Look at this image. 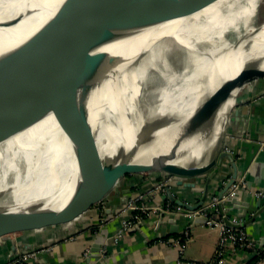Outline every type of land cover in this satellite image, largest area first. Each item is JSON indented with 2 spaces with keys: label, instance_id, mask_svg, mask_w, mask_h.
Here are the masks:
<instances>
[{
  "label": "bare ground",
  "instance_id": "1",
  "mask_svg": "<svg viewBox=\"0 0 264 264\" xmlns=\"http://www.w3.org/2000/svg\"><path fill=\"white\" fill-rule=\"evenodd\" d=\"M41 3L44 1L0 0V23L21 14L20 21L9 25L20 27L39 11L51 18L54 12L47 7H40L37 15L26 12ZM260 4L261 0H215L193 13L131 30L99 46L95 51L118 59L105 60L89 95L94 159L106 167L128 158L155 163L159 157L170 158L182 133L177 118L183 125L206 97L242 68L264 70V21L257 19ZM43 25L23 37L20 33L6 36L8 26H0V56L20 46ZM172 56H180L189 67L182 77L172 72ZM150 71L160 74L167 84L159 89L157 104L144 113L140 100ZM240 87L233 90L209 126L180 139L175 157L168 162L203 163L208 159L237 103ZM164 115L169 119L152 122ZM1 180L0 190L11 191L14 197L5 208L58 209L70 200L80 180L79 169L73 141L53 110L0 142Z\"/></svg>",
  "mask_w": 264,
  "mask_h": 264
},
{
  "label": "water",
  "instance_id": "2",
  "mask_svg": "<svg viewBox=\"0 0 264 264\" xmlns=\"http://www.w3.org/2000/svg\"><path fill=\"white\" fill-rule=\"evenodd\" d=\"M214 1L64 0L56 13L30 38L0 56V142L53 110L64 131L73 141L80 176V180L74 185L73 195L61 208H0V240L23 232L67 228L69 223L78 221L79 217L101 202L128 175L143 176L144 173L159 172L163 178L172 175L177 185L190 186L196 184L197 178L207 176L204 195L194 205L178 199L171 192V185H167L172 201L194 210L205 203L210 181L219 175L224 160L232 163L234 172L219 191L220 197L244 174L237 169L234 155L220 147L223 132L211 149H214L213 153L209 151L208 154L211 155H207L205 162L176 164L168 161L175 157V149L179 147L180 139L209 126L235 88L253 79L264 78V70L254 66L244 67L234 78L222 82L200 103L192 117L183 125L180 123L181 118H177L176 124L182 129V133L171 149L170 158L159 157L156 163L128 158L106 167L94 159L96 150L92 142L89 95L105 60L108 59L111 63L118 59L104 51L95 50L131 30L193 13ZM22 18L23 15H16L0 23V26L15 24ZM240 118V109L236 107L229 116L230 123H236ZM211 134L210 130L207 136L211 137ZM186 179L194 181L189 182ZM125 199L128 201L129 198L126 196ZM228 201L232 204L231 208L239 206V201L234 196ZM220 205L225 212L229 211L225 203ZM242 208L247 207L243 205ZM106 212L109 214L107 218L111 219L121 210L109 208ZM260 212L261 210L257 211L254 217ZM244 214L243 212L240 216ZM197 218L206 221L205 217ZM224 219L227 224H232L227 216ZM236 226H244L243 221ZM108 232L109 228L104 227L100 235L103 238ZM260 243L264 245V242ZM17 249L15 240H12L10 255L22 250Z\"/></svg>",
  "mask_w": 264,
  "mask_h": 264
},
{
  "label": "crops",
  "instance_id": "3",
  "mask_svg": "<svg viewBox=\"0 0 264 264\" xmlns=\"http://www.w3.org/2000/svg\"><path fill=\"white\" fill-rule=\"evenodd\" d=\"M263 85L262 79L257 78L247 85L248 88H244L243 95L263 89ZM243 102H245L243 105L238 106L240 120L228 124L222 135L220 147L234 155L237 169L244 173L239 179H245L246 186L242 185L234 196L239 201L237 203L239 206L231 208L232 204L229 201L225 206L229 208L230 215L242 219L244 228L260 244V241L264 242V196L256 193L259 190L264 191V92L255 99ZM233 172L232 163L224 160L221 172L210 181L206 201L214 193H219ZM159 178L163 177L156 179ZM206 178L207 176L197 178L194 186L177 185L173 181L170 184L171 192L178 199L194 205L204 195ZM156 179L128 175L120 180L101 202L79 217L78 221L69 223L67 228L29 231L1 239L0 264H5L9 258L12 240H15L17 250L51 246L50 250L45 249L39 253V259L46 264H185L183 262L185 260L208 263L214 257L220 230L218 226L206 224L202 218L196 217L192 220L184 215L178 217L173 215L170 221L166 222L161 221L157 213L145 217L142 222L121 237H117L124 219L131 215L130 210L125 208L126 196L129 198L138 190L148 188ZM157 199L174 203L169 198L167 188L159 193ZM243 205L247 208H242ZM109 208L121 212L108 219L109 214L106 211ZM260 210L261 212L254 217ZM243 212L245 214L240 216ZM189 224L190 238L183 253L178 246L161 240L163 237L167 240L176 238ZM104 227H108L109 232L102 238L100 234ZM230 264H264V260L254 257L248 250L239 249L230 258Z\"/></svg>",
  "mask_w": 264,
  "mask_h": 264
},
{
  "label": "built area",
  "instance_id": "4",
  "mask_svg": "<svg viewBox=\"0 0 264 264\" xmlns=\"http://www.w3.org/2000/svg\"><path fill=\"white\" fill-rule=\"evenodd\" d=\"M173 179L172 175L156 179L148 188L138 190L135 195L129 197L125 208L130 210L131 215L124 219L122 226L117 232V237H121L125 232L135 227L139 222H142L145 217L153 216L157 213L166 222H169L173 215L177 217L184 215L192 220L201 216L206 218V224L218 226L220 230L214 257L206 264H230V258L239 249L248 250L254 257L264 260V245L258 244L244 226H236V224L242 223V219L230 215L228 211L225 212L220 205L222 202L226 204L230 197L236 195L242 185H246L245 179L238 178L222 197L218 193H214L208 201H205L203 205L194 210L175 202L158 201L159 193L165 191L167 185L174 181ZM256 194L264 196V191L259 190ZM226 216L232 224L225 222L224 218ZM189 238L190 224L176 238L167 240L163 237L161 240L164 243L169 242L178 246L180 252L183 253ZM51 248V246H47L45 248L18 251L14 255H10L5 264H46L39 259V253L42 250H50ZM183 262L185 264H202L196 260H185Z\"/></svg>",
  "mask_w": 264,
  "mask_h": 264
},
{
  "label": "rangeland",
  "instance_id": "5",
  "mask_svg": "<svg viewBox=\"0 0 264 264\" xmlns=\"http://www.w3.org/2000/svg\"><path fill=\"white\" fill-rule=\"evenodd\" d=\"M43 1H44V3H41V5H39V7H36L35 9L28 8L26 12H28V13L32 12L33 15H37L38 9H41L40 7H47V8L52 9L54 14H55L64 0H43ZM44 15L41 11H39V15L37 17H35L31 21L29 20V22L26 24L20 25V27H17V26L9 27L8 26L6 29L7 31L5 30L6 32L4 35L14 37L20 33L21 34L20 37H23L28 32H31L35 26L45 24L47 22L46 20L50 19L49 15L46 17ZM257 19H258V22L264 21V0H261ZM178 61H179V63H178ZM170 64L172 67V72L179 73L181 75V77L186 72H188V70H189V67L186 65V63L184 62V60L180 56H172L170 58ZM178 66H179V69H178ZM180 80L181 79H179L177 81V83H175V84L176 85L179 84L181 82ZM262 81L264 84V78H262ZM247 83H245L244 85H242V87H240L241 89H239V92H238L239 94L237 93V95H236L237 103L229 112L227 122L224 124V131H225L226 127L228 126V124H230L229 116L233 114L236 107L243 105L245 103V102H243V100L255 99L257 95H260L262 92H264V88H263V89L258 90L257 92L251 93L249 95H243L244 86ZM166 84L167 83H166L165 79H163L160 76V74H158L157 72L150 71L148 73V76H147V78H146V80L142 86V95H141V100H140V104H141V107H142L144 113H146L147 110H149L152 106L157 104L158 94H159V92H161V91H159V89ZM173 86H175V85H173ZM168 117L169 116L166 117L164 115L160 118V116H158V117L154 118L152 120V122H155L157 120H160V121L168 120L169 119ZM224 131L222 133L223 135H224ZM222 141H223V137H222ZM213 150L210 151L211 154L213 153L212 152ZM211 154H208V157ZM142 175L143 176H140V177H149L150 180L156 179L157 177H162L161 173H159V172H148V173H144ZM0 186H2V180L0 181ZM13 199H14V197L12 196L11 191H8L7 189H5L4 191L0 190V207L1 208L7 207L8 204L12 203Z\"/></svg>",
  "mask_w": 264,
  "mask_h": 264
}]
</instances>
